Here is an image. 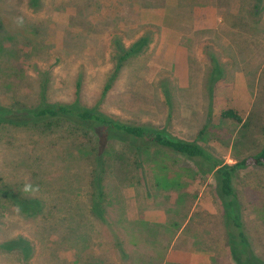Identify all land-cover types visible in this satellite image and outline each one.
Masks as SVG:
<instances>
[{"label":"rangeland","instance_id":"1","mask_svg":"<svg viewBox=\"0 0 264 264\" xmlns=\"http://www.w3.org/2000/svg\"><path fill=\"white\" fill-rule=\"evenodd\" d=\"M251 4L252 0H39L35 4L0 0V105L8 109L36 104L39 85L48 79L49 102L73 100L79 80L81 103L93 106L114 67L112 39L130 47L144 37V51L122 67L100 110L131 125L146 124L178 139L196 141L220 161L233 164L260 149L264 127V8L251 17ZM153 10H165L167 24L179 33L175 60H165L167 46L160 39L159 26L148 20ZM257 20L253 36L249 25ZM207 53L224 74L212 92L204 86L211 65ZM163 83L169 84L170 102L163 97ZM229 109L242 123L221 116ZM66 125L46 130L43 125L0 123V189L12 188L23 197L40 199L47 208L56 207L68 224L88 228L92 254L85 248L81 255L73 254L77 247L70 241L73 233H67V243L59 247L60 235L50 227L49 216L23 218L0 194V244L22 237L33 248L28 262L16 252L0 251V264H87L86 257L92 255L106 264L119 263L111 234L98 218L85 213L92 204V162L67 160L69 153L71 158L77 156L81 134ZM166 161L173 171L189 165L178 157ZM102 183L107 194L104 217L109 222L164 223L167 210H175L176 193L155 194L137 170L108 171ZM189 183L185 190L191 198L186 208H177L180 226L168 262L233 264L223 241L222 210L213 179ZM233 185L253 249L264 257V168L239 171Z\"/></svg>","mask_w":264,"mask_h":264},{"label":"trees","instance_id":"2","mask_svg":"<svg viewBox=\"0 0 264 264\" xmlns=\"http://www.w3.org/2000/svg\"><path fill=\"white\" fill-rule=\"evenodd\" d=\"M29 2L35 4L39 0H29ZM263 8L264 0H252L251 17H257ZM253 24L255 26H252ZM258 24L259 20L249 25L253 36L255 31L257 32ZM146 40L142 37L130 47H125L120 39H112L115 51L113 53L114 67L107 75L97 104L89 107L81 103L82 85L79 80L75 83L76 91L73 100L51 103L46 99L48 79H44L39 85L36 104L27 106L20 103V108L8 109L0 105V123L12 126L43 125L46 130L56 129L63 123L74 132L81 134L80 141L77 139V156L71 158L72 154L69 153L66 155L67 160L80 158L92 162L89 173L92 180L89 182L92 204L85 213L92 219L98 218L104 229L111 234L119 259L118 264H173L168 262L167 254L172 249L170 244L175 239L180 226L178 215L181 209L186 208L191 198L185 189L190 185L189 182L197 179L205 180L209 177L214 181L216 198L221 205L223 241L227 246L231 262L233 264H264V257L256 254L246 232L240 202L233 185L239 171L248 168H264V127L261 133L260 149L241 160H235L233 164H227L217 159L196 141L178 139L146 124L131 125L100 110V102H103L111 90L122 67L144 51L143 48L147 45ZM207 55L210 57L211 65L210 69H207L204 86L207 92H212L214 86L223 79L224 74L216 58L209 53ZM168 85L163 83L161 88L164 99L170 102ZM221 116L238 124L242 123V118L233 110L223 111ZM204 130L199 134L202 135ZM68 152L69 150L67 154ZM172 157L181 158L189 165L175 171L170 170L166 160ZM118 170L139 171L147 187L149 182L151 183L149 190H154L155 194L176 193L175 210H167L168 218L164 223L149 222L145 219L135 221L119 219L109 222L105 219L104 202L107 194L102 179L106 172ZM0 194L23 218L49 216L50 227L53 231L57 230L60 235L57 242L59 247H64V243H67L65 242L67 233H73L75 236L71 237L70 241L74 244L73 246H77L72 248L73 254L75 255L78 251L81 255L84 248L88 251L87 253L92 254L90 241L92 233L86 227L80 228L77 222L68 224L66 217L56 212L58 210L56 207L47 208L40 199L23 197L12 188L0 189ZM178 207L182 208L177 209ZM261 215L264 217V211ZM167 233L170 235L168 238L165 237ZM128 245L132 249L128 250ZM0 249L4 253L16 252L23 262H28L33 253L31 243L22 237L4 241L0 244ZM86 260L87 264H106L93 255L87 256Z\"/></svg>","mask_w":264,"mask_h":264},{"label":"crops","instance_id":"3","mask_svg":"<svg viewBox=\"0 0 264 264\" xmlns=\"http://www.w3.org/2000/svg\"><path fill=\"white\" fill-rule=\"evenodd\" d=\"M209 13L213 14L212 9L209 8ZM148 20L150 24L159 26V34L160 39L162 42H164V46H167L165 51V60L166 61H172L176 59L177 56V43L180 40L179 33L171 27L168 23V20L166 19L167 12L165 10H153L152 12H149L148 14ZM168 50H170V58L168 55ZM148 221V220H147ZM151 222V221H150ZM181 231V228L179 230V233ZM178 235V234H177ZM207 255L206 252L200 253L201 257L206 258L205 255Z\"/></svg>","mask_w":264,"mask_h":264}]
</instances>
